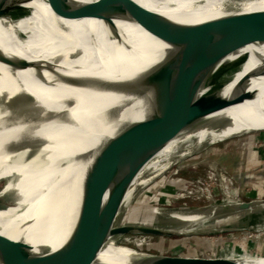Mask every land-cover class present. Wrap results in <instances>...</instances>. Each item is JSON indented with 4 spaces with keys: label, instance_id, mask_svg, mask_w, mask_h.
<instances>
[{
    "label": "bare ground",
    "instance_id": "6f19581e",
    "mask_svg": "<svg viewBox=\"0 0 264 264\" xmlns=\"http://www.w3.org/2000/svg\"><path fill=\"white\" fill-rule=\"evenodd\" d=\"M69 1L77 6L93 0ZM129 1L144 12L183 24L264 10V0ZM11 15L18 19L0 18L1 62L12 68L0 66V179H10L7 187L21 184L25 207L0 211V233L17 242L0 249V264H23L27 250L39 255L66 242L77 215L68 207L51 221V209L105 141L127 121L146 117L151 89L126 93L121 87L166 64L172 51L134 21L114 19L110 24L61 17L49 0H28ZM228 60L233 61L222 71L227 85L202 99L210 108L219 107L218 112L193 127L173 120L170 132L125 189L117 209L118 217L126 212L121 223L154 225L161 213L152 206L134 209L131 219L130 204L141 190L208 146L264 130V44L241 49ZM16 81H24L25 88ZM246 86L254 100L243 97ZM228 120L231 125L222 122ZM221 212L207 207L171 213L166 228L186 234L217 220ZM25 217L22 221L31 223L29 227L15 221ZM41 219L48 221L46 227H41ZM120 241L109 239L93 264H140L147 257L141 248Z\"/></svg>",
    "mask_w": 264,
    "mask_h": 264
},
{
    "label": "water",
    "instance_id": "95a60500",
    "mask_svg": "<svg viewBox=\"0 0 264 264\" xmlns=\"http://www.w3.org/2000/svg\"><path fill=\"white\" fill-rule=\"evenodd\" d=\"M27 1L0 0V18L18 19L11 17V11ZM49 3L61 17L97 18L110 24L114 19L134 21L155 39L167 44L172 54L166 64L134 85L121 87L126 93H138V89L144 87H147L146 90L151 89L147 111L143 110L146 117L139 121H127L117 134L105 141L92 162L83 167L75 180L66 186L56 207H52L51 221L57 220L59 214L68 207L77 215L66 242L53 252L39 255L27 250L22 255L23 264H93L109 239L131 235L194 237L218 232L215 229L203 230L202 227L207 223L186 234L155 225H116L117 209L125 189L140 166L152 156L160 141L170 132L174 119L178 124L193 127L218 112L219 107L210 108L202 99L227 85L222 71L233 61L228 60L229 56L246 47L264 44V10L234 12L198 24H183L144 12L129 0H93L77 6L69 0H49ZM240 56L242 59L246 55ZM248 79L247 76L245 80ZM16 82L22 84L20 88H25L24 81ZM242 95L248 100L256 98L247 86L243 88ZM222 122L232 124L229 120ZM263 206L264 200H251L207 207L221 208L219 218H223ZM21 220L15 221L24 227L30 226L31 223ZM41 220V227H46L48 221ZM218 230L225 232L239 229L220 227ZM15 243L0 233V249L14 246ZM145 254L147 257L139 261L140 264H236L231 257L189 255L184 253L183 248H178L172 255Z\"/></svg>",
    "mask_w": 264,
    "mask_h": 264
},
{
    "label": "rangeland",
    "instance_id": "374dc122",
    "mask_svg": "<svg viewBox=\"0 0 264 264\" xmlns=\"http://www.w3.org/2000/svg\"><path fill=\"white\" fill-rule=\"evenodd\" d=\"M14 52L17 54L16 51ZM2 58L0 56V61ZM0 66L12 69L9 64L0 63ZM258 152L262 155L261 158ZM192 156L184 159L140 191L130 204L133 208L131 219L134 209H138L139 212V209L149 210L153 207L161 213L154 225L166 227L170 224L171 218L168 216L171 213L190 212L210 205L264 200V165L262 163L264 132L252 131L242 137L208 146ZM243 160L248 161L245 164L247 166L239 168ZM9 182V178L0 179V211H6L12 207H25L23 187L21 184L7 187ZM125 216L126 212L121 214L116 220V225L120 224ZM263 216L264 208L256 207L252 211L235 217L229 215L207 223L202 227L203 229L209 225L213 228L212 230L218 231L212 235L200 238L131 235L121 237L120 243L134 249L141 248L143 252L151 255H172L181 244L185 243L187 252L195 251L204 256L231 257L235 263L259 264L264 262ZM24 219L26 217L22 218ZM226 226H233L239 230L225 232L218 230ZM188 241L191 242L188 243Z\"/></svg>",
    "mask_w": 264,
    "mask_h": 264
},
{
    "label": "crops",
    "instance_id": "0c3cea01",
    "mask_svg": "<svg viewBox=\"0 0 264 264\" xmlns=\"http://www.w3.org/2000/svg\"><path fill=\"white\" fill-rule=\"evenodd\" d=\"M263 134V133H262ZM260 153L258 152V156L261 158L262 157V155H259ZM264 157V156H263ZM250 159H252V158H250ZM248 163V161H246V160H243V162L241 163V164H239V168H241V166H247V165H245V164H247ZM262 163H263V165H264V161H262ZM234 218V217H233ZM207 228L205 229H203V230H212L213 228H211L209 225H207L206 226ZM226 227H228V226H226ZM231 227H233V226H231ZM200 237H204V235L203 236H195V238H200ZM191 241H188V243H190ZM185 243H183V244H181L180 246H179V248H183L184 249V253L185 254H189V255H204V254H201V253H197V252H190V251H186L185 250ZM214 256V255H213Z\"/></svg>",
    "mask_w": 264,
    "mask_h": 264
}]
</instances>
